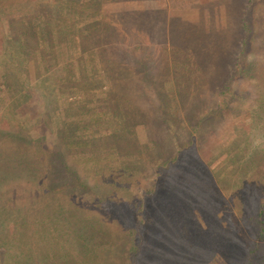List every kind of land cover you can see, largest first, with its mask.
I'll use <instances>...</instances> for the list:
<instances>
[{
    "label": "rangeland",
    "instance_id": "rangeland-1",
    "mask_svg": "<svg viewBox=\"0 0 264 264\" xmlns=\"http://www.w3.org/2000/svg\"><path fill=\"white\" fill-rule=\"evenodd\" d=\"M44 1L2 2L0 76L8 62H16L8 56L14 55L7 49L9 32L29 37L28 32L22 35L27 29L19 24L7 26L9 11L28 13L33 19ZM101 12L105 16L98 26L103 27V41L93 46L97 61H123H110L114 67L129 66L124 63L127 60L130 75L141 78L147 91L145 96L133 91L126 120L122 119L126 132L118 129L114 116H108L101 120L106 134L97 133L95 149L82 145L81 151L71 149L62 155L74 158L73 164L86 171H90L85 165L88 157L110 161L120 156L145 162L130 176L131 184L120 180L118 184L115 178L113 182L103 169L96 175L90 171L92 183L95 177L99 181L97 192L115 189L114 201L95 207L84 199L87 208H83L107 218L118 237L117 247L123 245L126 254L131 244L122 233L124 224L140 227L136 264H264V249H260L264 239L256 226L264 209V0H102ZM86 35L80 34L82 42ZM47 46V41L41 45ZM32 59L40 58L34 54ZM144 61L149 76L140 74L139 63ZM48 63L51 66V60ZM99 69L95 77L101 83L111 80L101 65ZM124 72L116 67V77ZM114 85L113 81L107 88L100 85L87 93L105 92ZM118 89L111 94L115 102L91 110L123 108ZM2 90L6 93H0V128L7 130L13 124L30 136L43 133L42 125L31 119L33 106L38 107L42 97L33 92L28 101L32 108L23 110L18 105L11 114L5 105L19 92ZM52 121L57 124L56 117ZM55 128L50 131L57 132ZM76 130L67 138L64 134L63 142L57 134L49 135L51 146L58 150L65 141L77 146L82 139L71 134ZM121 134L125 138L120 139ZM1 143L0 201L5 203L6 189L22 186L20 177L14 180L13 176L28 172L42 180L49 170L40 152L33 153L31 159L36 162L29 164V158L16 148L18 143L6 138ZM42 203L35 204L42 208L41 215H47ZM29 209L32 213L33 206ZM114 220L120 222L114 224ZM113 259L120 264L118 255L113 253Z\"/></svg>",
    "mask_w": 264,
    "mask_h": 264
},
{
    "label": "trees",
    "instance_id": "trees-1",
    "mask_svg": "<svg viewBox=\"0 0 264 264\" xmlns=\"http://www.w3.org/2000/svg\"><path fill=\"white\" fill-rule=\"evenodd\" d=\"M3 1H9L13 5L19 0H0L1 11L5 9ZM101 3L102 0H45L40 3L38 9L36 8L37 14L33 19V15L26 13L25 16H21V13H15L14 9L9 11V17L6 18L8 27H16L17 23L27 29L22 35L28 32L29 37L24 39L20 34L9 32L7 49H11L14 55H7L10 60L16 62L13 64L8 62L11 67L8 66L5 74H1L0 77H3L2 87L17 91L21 96L11 100L10 104L6 103L5 108L9 106L11 114L18 105L19 109L23 110L32 108L28 101L31 100L33 92H36L43 101L41 100L38 107L32 105L34 116H31V119L42 125L45 131L30 136L24 133L21 126L12 124L10 129L0 128V145L2 146L4 138L18 143L19 146L16 148L24 158H29V164L36 162L35 158L31 159L33 153L40 152L45 156L43 160L46 161L49 172L42 180L28 172L13 176L14 180L20 177L22 186L18 190L13 189L14 185L6 189L5 203L0 201V264H117L113 262V253L114 256L120 257V264H136L139 257L141 246L139 226L124 224L122 233L130 238L131 244L126 254L125 250H121L123 245L117 247L118 237H115L105 221L107 218L89 214L88 210L84 209L87 207L82 201L87 199L88 203L94 204L95 207L109 203L108 199L114 201L111 194L115 189L109 187L108 192H102L101 187V191L97 192L99 181L95 177L92 183L88 177L90 171L96 175L98 169H103L105 175L108 173L113 178V182L115 178L118 184L126 182L131 184L130 176L139 171L145 161L125 158L124 160L128 162L125 164L122 163L124 160L120 156L110 161L88 157L85 165L90 171H86L81 170V166L73 164L74 158L62 155L65 152L70 154L71 149L81 151L79 149L82 145H86L89 150L95 149L97 133L106 134V123L101 125V120L108 116H114V120L118 121V129L126 132L125 109L128 102L132 101L133 91L137 89L138 94L143 96L147 91L141 78L130 75V64L127 60L124 63L129 66L114 67H110L113 64L110 61L114 63L123 61L100 59L97 61V47L93 46L103 41V27L98 26L101 18L105 16L101 12ZM82 32L87 34L84 42L80 38ZM50 39L55 43L50 42ZM45 41L48 46L42 48L41 45ZM109 49L112 50L109 53L110 57H113L114 47ZM34 54L40 59L33 60ZM50 60L51 66H46ZM145 62L139 63L142 67L139 71L140 74L149 76ZM99 65L104 75L112 76L111 80L107 78L101 83L100 79L95 77L100 71ZM116 67H123L125 74L120 73L119 77H116ZM113 81L114 89L87 93L89 89L94 90L100 85L107 88ZM2 87L0 86V89ZM116 87L120 90L119 101L125 105L123 108L112 105V110L101 109L95 112L91 110L93 107L98 108L99 105L105 106V102H113L111 94L117 91ZM0 93L6 92L2 90ZM64 96L67 97L66 100L61 101ZM53 117H56L57 124L52 121ZM46 118L48 122L45 121ZM53 127H56L57 132L50 131ZM73 129L77 130L71 134L75 133L82 139L80 144L74 146L65 141L58 150L51 146L49 135L57 134L58 141L63 142L64 134L67 138V134ZM120 137L125 138L123 134ZM93 141L94 145L90 144ZM1 184L2 180L0 191H3ZM83 192H88L90 196H85ZM91 192H94V195H91ZM37 200L44 202L40 207L47 208L45 209L47 215H41L42 208L35 204ZM80 200L81 202H78ZM32 206L31 213L29 207ZM258 220L259 223L256 225L258 233L264 239V209L259 212ZM118 222L120 220H114V224ZM114 247L115 250L117 248L115 252ZM260 249H264V246H260Z\"/></svg>",
    "mask_w": 264,
    "mask_h": 264
}]
</instances>
